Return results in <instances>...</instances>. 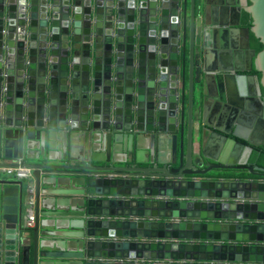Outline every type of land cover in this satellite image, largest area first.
I'll return each mask as SVG.
<instances>
[{
  "label": "water",
  "instance_id": "obj_1",
  "mask_svg": "<svg viewBox=\"0 0 264 264\" xmlns=\"http://www.w3.org/2000/svg\"><path fill=\"white\" fill-rule=\"evenodd\" d=\"M206 5L0 0V170L32 172L0 178V264H264V168L202 149L207 133L249 155L264 145V0L235 24L260 78L224 77L249 83L259 140L233 132L247 143L203 114L196 133L222 78L197 62ZM230 170L258 178L216 175Z\"/></svg>",
  "mask_w": 264,
  "mask_h": 264
},
{
  "label": "crops",
  "instance_id": "obj_2",
  "mask_svg": "<svg viewBox=\"0 0 264 264\" xmlns=\"http://www.w3.org/2000/svg\"><path fill=\"white\" fill-rule=\"evenodd\" d=\"M206 1V17L209 25L208 41L203 47H206L207 53L203 58L199 52L197 57L198 65L206 63V65L214 70L217 74H221V81L214 79L213 84H209L207 89V97L205 99L206 110L202 112V104L198 102L195 117L196 133L200 132L202 114L206 120L213 126L221 128L229 127V137L236 138L239 141L246 142L241 138L234 137L233 132L258 141V116H253L247 108V98L250 93L248 81H240L239 77L233 80H226V75H242L253 74V70L248 71L250 57L243 48L245 37L235 28V24L239 22L241 25V14L239 17L238 9L244 6L245 0H205ZM242 13V12H241ZM198 95L200 94L197 93ZM201 98H199L200 101ZM241 100L244 111L237 109L235 106ZM246 108V109H245ZM236 110V113H235ZM255 117V118H254ZM213 129V128H212ZM221 133H223L221 131ZM203 150L208 152V156L222 157L225 155L227 163H242L249 158V152L246 148H239L234 145L226 146L223 140L211 136L209 133L205 136ZM247 143V142H246ZM200 145L196 142L195 153H199ZM11 178L0 171V178ZM27 183V182H26Z\"/></svg>",
  "mask_w": 264,
  "mask_h": 264
},
{
  "label": "trees",
  "instance_id": "obj_3",
  "mask_svg": "<svg viewBox=\"0 0 264 264\" xmlns=\"http://www.w3.org/2000/svg\"><path fill=\"white\" fill-rule=\"evenodd\" d=\"M241 25L246 28H250L252 26L251 15L244 10L241 13ZM249 40H250L251 47L255 49L256 52H259L262 50L263 44L252 33H250ZM252 72L253 74L256 75L257 79L260 78V72H258L255 69ZM262 90L264 89L262 88ZM246 164L257 165V166L264 168V145L253 146V151L250 154L248 160L246 161ZM216 175L218 177H225V178H239V179L258 178V177H254L253 175L249 174L247 171H240V170L239 171L230 170V171L217 172Z\"/></svg>",
  "mask_w": 264,
  "mask_h": 264
},
{
  "label": "built area",
  "instance_id": "obj_4",
  "mask_svg": "<svg viewBox=\"0 0 264 264\" xmlns=\"http://www.w3.org/2000/svg\"><path fill=\"white\" fill-rule=\"evenodd\" d=\"M0 171L6 174V176H9L17 181L30 183L32 179V172L27 169H3ZM239 201L245 202L244 199H240ZM25 227L27 229H32L34 227V200L32 198L28 200V208L25 216Z\"/></svg>",
  "mask_w": 264,
  "mask_h": 264
}]
</instances>
